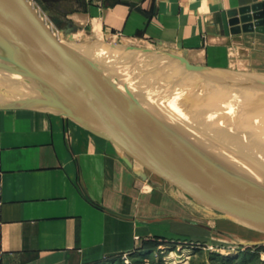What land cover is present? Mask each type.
Returning a JSON list of instances; mask_svg holds the SVG:
<instances>
[{
    "label": "crops",
    "instance_id": "obj_1",
    "mask_svg": "<svg viewBox=\"0 0 264 264\" xmlns=\"http://www.w3.org/2000/svg\"><path fill=\"white\" fill-rule=\"evenodd\" d=\"M31 1L56 25L175 45L196 64L264 65V33L240 12L264 0ZM192 196L63 111L0 105V264H118L148 243L201 242Z\"/></svg>",
    "mask_w": 264,
    "mask_h": 264
},
{
    "label": "water",
    "instance_id": "obj_2",
    "mask_svg": "<svg viewBox=\"0 0 264 264\" xmlns=\"http://www.w3.org/2000/svg\"><path fill=\"white\" fill-rule=\"evenodd\" d=\"M259 9L256 30L264 33V3L241 13ZM249 16H242L245 32L255 30ZM95 58L65 44L31 0H0V105L63 111L173 175L204 199V208L214 207L212 199L264 233V150L257 138L235 132L229 116L144 94Z\"/></svg>",
    "mask_w": 264,
    "mask_h": 264
},
{
    "label": "rangeland",
    "instance_id": "obj_3",
    "mask_svg": "<svg viewBox=\"0 0 264 264\" xmlns=\"http://www.w3.org/2000/svg\"><path fill=\"white\" fill-rule=\"evenodd\" d=\"M42 12L44 13L42 14ZM42 12L41 14L51 24L54 31L61 38L69 40L76 44H84L91 48L98 46L117 51L120 50L122 52L130 51L135 53V51H141L148 53L150 52L152 54L162 53L168 55L173 53L174 56L179 58V60L181 59V62L179 61V64L177 66L203 68L205 70H215L217 72L229 73L233 76H242L240 77L242 79L248 78L249 80L257 82L264 86V80H262L264 79L263 63H253V65H250L249 62L241 65L233 63L229 68H211L209 66L191 62L187 55L183 51L179 50V48H177L175 45L155 43L145 39H126L115 33L93 34L86 32L84 28L77 25H56L53 23V20L50 19L48 11L43 10ZM256 12L259 13L260 9L256 11L251 10L250 12L244 14L241 13V16L251 15L249 16V22L253 23V28L255 29L254 31L257 33H262L256 30L258 27H262L258 25L257 21L259 19L255 18L254 16V13ZM258 44L262 45V43ZM258 53L261 56L263 55L262 52ZM183 58L185 61L182 60ZM108 60L111 62L113 61L112 59ZM109 66L111 67L110 64ZM120 66V63H117V65H113L114 70L117 72L121 71V78L129 82V77H134L133 73L124 70V67ZM255 77H262V79ZM166 100L173 101L170 98ZM225 115L228 116L227 114ZM250 116L254 115L250 114ZM240 123L242 124V126L246 125V122L242 120L240 121ZM261 141L257 139L259 145L263 146ZM261 148L264 150V146ZM177 186L178 185L175 186L176 191L178 189ZM193 192L192 195L195 196L197 200L192 196L190 217L193 222L202 224L207 227L208 233L206 240H202L201 242L189 240L186 243H175L163 247L161 246L157 249V251L152 252L151 254L139 256V260L136 259V257H134V259L130 257L128 263L123 260L118 264H264V233L246 226L243 222L230 215L228 210L221 207L212 199H209V201L213 203L214 207L208 205L207 208H205L207 209V211H203V209L200 210V207L203 208L204 199L201 198L199 194H194L196 192ZM181 194H183V191H181ZM181 194L179 196H182ZM210 209L212 211H210ZM215 212L217 216L219 215L218 217L215 215ZM221 215L223 216V218L220 217ZM227 217H231L232 219Z\"/></svg>",
    "mask_w": 264,
    "mask_h": 264
},
{
    "label": "bare ground",
    "instance_id": "obj_4",
    "mask_svg": "<svg viewBox=\"0 0 264 264\" xmlns=\"http://www.w3.org/2000/svg\"><path fill=\"white\" fill-rule=\"evenodd\" d=\"M58 37L71 47L93 53L99 60L102 58L104 66L115 78L144 94L155 95L157 99L179 108H199L226 118L227 114L233 118L227 119L233 123L232 129L235 132L239 133L238 129L241 130L250 141L256 138L262 140L264 146L263 85L229 73L177 66L181 59L173 53L122 52L98 46L91 48L63 39L59 35ZM117 63L124 70L132 72L135 78L129 77V82L122 79L121 71L117 72L113 67ZM169 98L173 101L166 100ZM241 120L246 122L245 127L240 123ZM257 146L260 148L259 144ZM252 148L249 147L251 150Z\"/></svg>",
    "mask_w": 264,
    "mask_h": 264
},
{
    "label": "trees",
    "instance_id": "obj_5",
    "mask_svg": "<svg viewBox=\"0 0 264 264\" xmlns=\"http://www.w3.org/2000/svg\"><path fill=\"white\" fill-rule=\"evenodd\" d=\"M161 242H155V243H148L145 244V246L143 247V251H147L148 253H152L157 251L158 247L161 245ZM264 249V246H263ZM223 259V258H222Z\"/></svg>",
    "mask_w": 264,
    "mask_h": 264
},
{
    "label": "built area",
    "instance_id": "obj_6",
    "mask_svg": "<svg viewBox=\"0 0 264 264\" xmlns=\"http://www.w3.org/2000/svg\"><path fill=\"white\" fill-rule=\"evenodd\" d=\"M123 260H124L126 263L129 262V258H128L127 256H124V257H123Z\"/></svg>",
    "mask_w": 264,
    "mask_h": 264
}]
</instances>
